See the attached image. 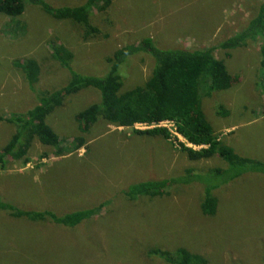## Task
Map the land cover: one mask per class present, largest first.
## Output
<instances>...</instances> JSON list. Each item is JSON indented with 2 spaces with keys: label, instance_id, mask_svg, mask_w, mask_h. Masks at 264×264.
<instances>
[{
  "label": "rangeland",
  "instance_id": "374dc122",
  "mask_svg": "<svg viewBox=\"0 0 264 264\" xmlns=\"http://www.w3.org/2000/svg\"><path fill=\"white\" fill-rule=\"evenodd\" d=\"M42 1L59 9L86 0ZM262 1L112 0L105 12H91V24L100 35L88 41L82 39L81 26L54 21L25 1L19 18L0 15V117L29 111L38 105L37 95L68 85L70 72L51 58L53 47L63 46L72 54L74 74L103 78L109 71L107 58L146 38L162 51L218 47L248 25ZM261 44L248 40L230 52L216 50L214 57L224 61L237 82L201 104L224 145L240 158L264 163ZM24 60L37 65L38 78L31 86L13 67ZM153 67L151 57L143 53L127 59L118 70L121 92L143 85ZM99 100L95 90H82L47 117L66 155L55 157L53 149L34 138L25 156L28 165L22 164L24 157L7 160L0 168V201L58 217L100 205L102 210L74 229L29 223L0 212V264H164L148 252L176 248L200 255L209 264H264V174H247L213 191L215 213L204 216L201 186L172 181L188 171L205 174L224 164L217 157L190 161L180 150L179 144L186 143L174 124L162 127L170 141L134 134L151 128H115L101 120L80 135L74 118ZM220 106L227 112L224 117L216 114ZM14 133L13 125L0 123V151ZM81 137L84 148L72 152L73 140ZM162 181L167 182L163 197L129 202L122 195L129 186Z\"/></svg>",
  "mask_w": 264,
  "mask_h": 264
},
{
  "label": "trees",
  "instance_id": "16d2710c",
  "mask_svg": "<svg viewBox=\"0 0 264 264\" xmlns=\"http://www.w3.org/2000/svg\"><path fill=\"white\" fill-rule=\"evenodd\" d=\"M25 1L29 5L39 8L47 17L54 21H67L79 25L83 29L82 39L88 41L100 35L99 30L91 24L93 11L103 13L110 6L112 0H86L81 6L74 8L54 9L42 0H0V15L10 20L19 18L25 8ZM248 40H260V68L264 77V0L258 8L256 16L248 25L234 37L221 43L218 47L206 50H159L149 38L143 39L138 45L124 47L106 59L109 66L108 73L103 78L86 77L74 74L70 70L72 54L63 46L53 47L51 58L62 68L70 72L68 85L56 92H44L37 95V103L31 110L11 117H0V123L13 125L15 133L6 146L0 151V168L4 169L7 160H19L27 155L31 142L36 138L38 142L54 150L55 157L66 155L60 147L58 137L46 124L47 117L55 109L60 108L65 99L74 96L82 90L92 89L100 94L99 102L90 105L74 118L80 135L87 134L90 128L99 120L108 126L122 129H133L136 125H151L171 122L175 126L176 134L187 144L201 147L194 151L182 144L180 150L190 161L208 160L217 157L224 168L208 170L205 174L188 175L172 181L190 185L196 183L204 193L201 213L213 216L217 201L213 191L220 190L247 174H264V163L240 158L233 149L224 145L215 135L214 130L205 118L201 100L209 98L213 93L227 91L237 78L232 77L224 61L214 57L216 50L230 52L245 46ZM151 57L154 67L147 81L143 85L127 92H121L122 79L119 67L127 60L138 54ZM229 57V54L226 55ZM31 86L37 78V65L32 60L18 61L13 66ZM264 83L262 84V86ZM264 92V88H263ZM217 116L224 117L227 112L223 107L216 110ZM137 136L160 137L167 141L170 135L163 128L136 132ZM170 141V140H169ZM72 152H78L85 146L83 137L74 139ZM70 152V151H66ZM71 152V153H72ZM24 166L29 164L25 157ZM167 182H141L129 186L122 195L134 202L138 198L163 197ZM103 205L96 209L77 211L58 217L51 212L22 211L10 204L0 201V212L12 219L24 220L29 223H50L58 227L74 229L89 221L102 210ZM148 257L161 260L164 264H209L197 254H192L184 248L173 251L160 249L150 250Z\"/></svg>",
  "mask_w": 264,
  "mask_h": 264
},
{
  "label": "built area",
  "instance_id": "2783aa9c",
  "mask_svg": "<svg viewBox=\"0 0 264 264\" xmlns=\"http://www.w3.org/2000/svg\"><path fill=\"white\" fill-rule=\"evenodd\" d=\"M137 127H140V128H151V129H154V128H162L163 126H173V123L171 122H162V123H158V124H151V125H136ZM186 143V142H185ZM186 146L187 148L191 149V150H194V151H198L201 149V147H194L192 145H189L186 143ZM185 146V147H186Z\"/></svg>",
  "mask_w": 264,
  "mask_h": 264
}]
</instances>
